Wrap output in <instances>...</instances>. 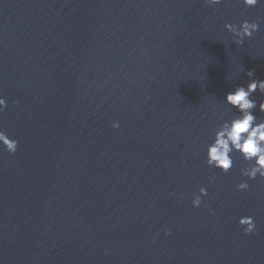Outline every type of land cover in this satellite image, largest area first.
Listing matches in <instances>:
<instances>
[{
    "label": "water",
    "instance_id": "95a60500",
    "mask_svg": "<svg viewBox=\"0 0 264 264\" xmlns=\"http://www.w3.org/2000/svg\"><path fill=\"white\" fill-rule=\"evenodd\" d=\"M248 71L264 0H0V264H264V180L205 162Z\"/></svg>",
    "mask_w": 264,
    "mask_h": 264
},
{
    "label": "clouds",
    "instance_id": "9594fccd",
    "mask_svg": "<svg viewBox=\"0 0 264 264\" xmlns=\"http://www.w3.org/2000/svg\"><path fill=\"white\" fill-rule=\"evenodd\" d=\"M221 2L222 0H206L210 6L219 5ZM258 2L260 0H242L246 7H255ZM225 28L233 34V42L239 46L243 44L244 38H251L258 30V24L245 20L239 28L236 24H226ZM247 76L249 82L246 86H235L224 97L225 103L235 110V115L224 120L215 129L212 141L206 148L205 162L210 168L228 173L234 163L232 154L238 153L244 161L248 162V166L241 169V175L247 177L248 180H255L257 177L264 180V119L254 114L257 101L251 98L257 90L264 93V80L252 79L251 71L247 72ZM7 106V100L0 96V112H3ZM258 108L261 113H264V101L259 103ZM112 127L118 128V122H113ZM0 145H3L9 153L15 154L19 142L5 131L0 130ZM248 188L247 181L236 185L237 191H247ZM198 193V195L194 194L191 201L193 207L201 205V198L207 195V189L200 187ZM238 223L246 235L251 234L256 227L251 216L240 217ZM165 234L169 233L166 231Z\"/></svg>",
    "mask_w": 264,
    "mask_h": 264
}]
</instances>
